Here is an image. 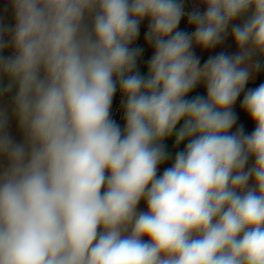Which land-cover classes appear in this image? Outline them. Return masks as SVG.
<instances>
[{"label": "clouds", "instance_id": "obj_1", "mask_svg": "<svg viewBox=\"0 0 264 264\" xmlns=\"http://www.w3.org/2000/svg\"><path fill=\"white\" fill-rule=\"evenodd\" d=\"M200 4L5 0L0 264H264V0Z\"/></svg>", "mask_w": 264, "mask_h": 264}, {"label": "crops", "instance_id": "obj_2", "mask_svg": "<svg viewBox=\"0 0 264 264\" xmlns=\"http://www.w3.org/2000/svg\"><path fill=\"white\" fill-rule=\"evenodd\" d=\"M4 5H5V0H0V13L3 12ZM195 7H199L200 11L204 10V5L200 4V0H185V11L186 12H190ZM6 19L11 21V13L8 14ZM147 26H148V21L147 20L142 22L141 28H140V35H139V37L137 39L138 47H141V48L144 49L143 54L139 58V61H138L139 71L142 74H144V75L147 74V61L151 58V56L154 53V49L150 45H147L145 43V40H144V35H145V32L147 31ZM179 30H184V31H187L189 33L194 30V28L188 26L187 17L186 16L182 18L181 23L179 25ZM236 50L237 49H236V47H235V45H234V43H233V41L231 39V36H229L228 39L225 41V43L222 46H219L216 49H212V50H202V49L197 47V48H195V53H196L197 56H199L201 58V63L203 64V62L210 55H215L216 53H218L220 51H224V52H227L229 54H232V53H235ZM261 83H264V70H261L252 80L249 81V83L246 85V89L247 88H256ZM197 94L206 96V90H205L203 84L198 85L189 94V98L194 97ZM242 99H243V93L241 94V96L238 98L236 104L234 105V111L237 113V115L239 117L237 125L243 124L244 127H245V130L247 132H251L252 130H254L255 125L252 123V121L248 117L247 113L242 110V108H241ZM123 125H124V120L122 119L121 127H123ZM179 126L180 125H178V127ZM10 131L17 139L20 138L19 134L17 132L16 125H15L14 121L10 125ZM233 131H235V127H234ZM164 144L166 145L167 150L169 152H171L173 154V156H174L176 151L182 150L184 148L186 142L182 143L179 147H176L175 146V137L173 136L171 138H167L164 141ZM171 162L172 161L169 160L166 163H164L163 165H161L160 166V172L158 174H162L164 168L170 166ZM139 208L141 210H145V205H144L143 202L139 205Z\"/></svg>", "mask_w": 264, "mask_h": 264}, {"label": "built area", "instance_id": "obj_3", "mask_svg": "<svg viewBox=\"0 0 264 264\" xmlns=\"http://www.w3.org/2000/svg\"><path fill=\"white\" fill-rule=\"evenodd\" d=\"M132 47H138V41L136 40L135 43L132 45ZM120 100H121V95L119 91H117L114 100H113V105H112V118L115 119L120 125L123 119V111L120 106Z\"/></svg>", "mask_w": 264, "mask_h": 264}]
</instances>
